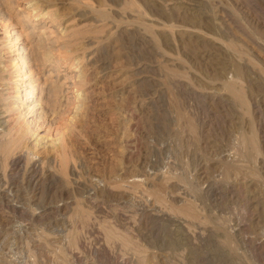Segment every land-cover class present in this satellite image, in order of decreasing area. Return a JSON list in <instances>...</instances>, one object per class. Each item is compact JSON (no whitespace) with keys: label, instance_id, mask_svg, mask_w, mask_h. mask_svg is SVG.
Segmentation results:
<instances>
[{"label":"rangeland","instance_id":"1","mask_svg":"<svg viewBox=\"0 0 264 264\" xmlns=\"http://www.w3.org/2000/svg\"><path fill=\"white\" fill-rule=\"evenodd\" d=\"M36 1L67 27L53 51L68 38L97 62L80 116L65 111L48 131L68 159L38 197L69 204L54 210L57 223L0 222V264H264L255 235L264 238V0ZM13 2L1 47L25 11ZM231 80L245 103L226 89ZM9 112L5 126L15 127ZM43 148L30 154L57 167Z\"/></svg>","mask_w":264,"mask_h":264},{"label":"bare ground","instance_id":"2","mask_svg":"<svg viewBox=\"0 0 264 264\" xmlns=\"http://www.w3.org/2000/svg\"><path fill=\"white\" fill-rule=\"evenodd\" d=\"M31 1L32 0H24L23 10L25 11H18L15 13L16 18H18L19 20L17 24L16 22H14V26L17 28L16 29L15 28L10 29L8 27L7 29L5 28L6 30L5 32L7 33L5 34L6 36L3 44L2 43L1 44L2 47H6L8 49V56H7L8 65L7 64L5 65L2 62V57H1L2 47L0 45V205L2 206L1 208L4 207L6 208L3 210L4 211L3 213L0 212L1 223L2 222L7 223L15 219L18 221L19 220L24 221L26 223H32L35 222L36 219H38L39 221L41 220V222L43 221V224H45L44 222L49 224L51 222L55 223L56 221H60L62 215L61 217H57L56 215L58 213L57 211L67 206L69 202L64 200L51 202L50 200L48 201V199L46 201V200H41V197H38V193L41 191L43 185L48 184L50 181H53L55 178H57L58 174H61V172H63V169H65L67 163L66 149H68L67 148L68 146L65 140L62 138V136L61 137L58 136L57 138H54V136L53 138L52 136L51 137L48 136L49 135L48 131L49 128L55 122H57V120H59V117L65 111H67V113L68 112L70 113L72 111V116L75 115H77V117L80 116L78 114L81 110H83V107L86 106L85 100H87L86 99L87 96L85 95V92H83V90L86 88L87 85V79L85 76L90 72V70H92L96 66V62H97V61L95 62V60L92 62L90 61L91 59L89 60V58H84V55L78 57L77 55L78 52L75 53L76 52L75 49L77 48L75 47L76 43H74L75 45L68 43L70 45L69 46L66 41L68 38L65 39V41L62 40L63 46L60 51L57 50H56L57 52L53 51V46H55L56 43L59 42L57 41L58 39H60L59 37L60 36L63 37V35L66 34L65 31H67V27L60 28L61 24L57 21V16L54 13V11L48 9L45 12L41 13V11L39 12L38 8L40 7L37 1L36 0L35 2H31ZM1 3L2 1L0 0V4ZM9 4L10 7H8V11H6V13L5 12L0 13V17L2 16L3 19L5 18L4 21L6 22L11 17L9 12L11 11V8L14 4L13 0L12 1L10 0ZM45 18H47L48 22L46 23L43 22L44 25H42L40 28H37V26L34 25V23H36V20L39 19L40 21H43ZM29 19H31L32 21L35 20V22L30 23L28 22ZM51 26L54 27L52 31L50 30ZM52 32L55 33L53 34ZM65 37L66 36H64V38ZM75 57H76V61H75ZM236 71H237L236 74L240 73L239 68H237ZM60 74L63 75L60 76ZM9 82L13 83V85L11 86V89L8 92L5 91V85ZM224 82L225 83L223 84L225 85L226 89L232 95L238 98L241 103L246 102L244 98V92L241 91L240 87L238 88L236 87V85H234L235 84L234 80H231V82L229 81H224ZM6 102L9 103L7 107L5 106ZM7 111L8 112L11 111V114L12 112L15 114V115L13 114L15 116L14 119V122L16 124L14 125L15 127L7 128L5 126V122L2 118V114ZM66 124H67L66 130L73 128L72 125L74 124H72L71 122H67ZM39 130L44 132L41 133V131ZM252 137L253 136L251 134L249 136L250 140L252 139ZM29 143L32 149L35 148L42 149L44 147L43 148L44 151L45 149H47L45 152H47L48 150L49 152L53 150L58 159L57 160L58 161L57 163H59L58 166L55 167L54 164L51 165L50 164L51 161H49L48 156L44 157L43 155L42 158L38 156L36 157L35 153H33L35 150L34 151L32 150L33 154H30L31 147H28ZM46 146H50V147H46ZM45 152H43V154ZM262 162H264V160H262ZM73 170L75 171V169ZM59 181L61 182L58 183H62L63 180L59 179ZM66 183L68 184L69 182ZM70 184L71 182L69 183V185ZM80 186L82 185L80 184ZM107 186L109 187V185ZM66 187L68 186H65V188L64 187L63 188L66 189ZM108 187H106L105 184V186L102 185L97 187V190L98 188H99L98 191H104L106 189L110 190L111 187L109 188ZM70 188H74V187H70ZM83 189L86 188L83 187ZM95 190H93L92 193H95ZM70 191L72 192V190ZM77 192H79V190ZM96 195H98V193ZM89 197L91 198L92 196ZM89 197L87 198L88 203H92V200H90ZM109 197H111V195H109ZM102 199L104 198L102 197ZM78 202L80 201L77 200L76 202L75 199V204H80ZM84 202H87V200ZM37 204H40L42 206L39 212L35 211V205ZM93 205L96 206L97 202H94L92 206ZM54 210H56V214L53 215V213H55ZM252 218L257 219L258 215H253ZM3 232L4 230L2 231V233ZM259 233L260 232L257 231L255 235H257L256 237L257 239H259L257 242L261 244L262 242H264V238H261V235ZM140 264H149V262L148 260H146L144 261V263H140Z\"/></svg>","mask_w":264,"mask_h":264}]
</instances>
